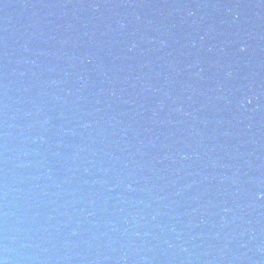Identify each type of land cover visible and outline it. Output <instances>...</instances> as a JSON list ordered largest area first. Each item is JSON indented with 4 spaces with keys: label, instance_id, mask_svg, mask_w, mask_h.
I'll return each mask as SVG.
<instances>
[{
    "label": "water",
    "instance_id": "1",
    "mask_svg": "<svg viewBox=\"0 0 264 264\" xmlns=\"http://www.w3.org/2000/svg\"><path fill=\"white\" fill-rule=\"evenodd\" d=\"M0 264H264V0H0Z\"/></svg>",
    "mask_w": 264,
    "mask_h": 264
}]
</instances>
